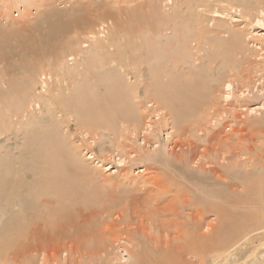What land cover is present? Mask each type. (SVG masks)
Returning a JSON list of instances; mask_svg holds the SVG:
<instances>
[{"label": "bare ground", "instance_id": "6f19581e", "mask_svg": "<svg viewBox=\"0 0 264 264\" xmlns=\"http://www.w3.org/2000/svg\"><path fill=\"white\" fill-rule=\"evenodd\" d=\"M195 1L197 4L198 2L197 0H0V9L1 6L4 5L6 6L10 5L8 7L11 6L19 7L18 5H21L23 7L21 13L22 14L21 19H24V23L28 21L30 16L37 14H38L37 16H41L40 18L41 21L35 24L34 26L35 30L29 37L31 39L34 35L37 34L38 31H39V36H37L34 40H32L31 43H28V45L25 44L27 38L22 37L20 42H24L25 47L24 44H21V45H12L11 47L8 48L5 45V47L3 48V45L0 44V63H2L3 61H8V65L13 68L12 71L9 69H5L6 71L5 73V71H3V68L0 67L1 69L0 70L1 129L3 131H10L15 124L16 119L14 120V118H17L16 120L17 123H19V121L23 123L24 119H26V117H28V115L30 114L29 112L31 111L33 112L32 109L34 107H39L40 105H44L48 107V109H50V111H52L53 113V117L51 115L52 118L50 124L54 123V127L57 126L58 124L57 131H53L51 129L49 131L45 128L47 130L45 133L47 134H45L46 138H44L43 140L48 142L46 151L48 153V157L50 158L49 159L50 163H57V167H60L58 165L60 163H61L60 165L62 164L64 165L67 162L71 165H74L76 163L77 165L79 164V168H77V170L78 169L81 170L80 169L81 160L79 158L77 150L75 152V147L67 143L68 139H70L68 136V134L70 133L69 131L68 132L63 131V127L67 126V123L64 119L66 118V116H67V120L73 118L75 112L77 113L78 116L76 118L80 121V124L82 123L81 128L82 129L85 128L83 130H87V131L91 130L89 133H92V135H96L97 131L96 130L93 131L91 126H96V125L97 126L106 125L109 126L110 128H113V130L115 131L117 130L116 128H118L120 131H123L126 129L129 130L131 129V127L136 130V128H138L141 124L146 125V119L150 117L147 112L149 107H150L149 110L152 113H156L159 109L161 110V108H165V109L169 108L176 119L174 120L177 121L178 124H182L181 125L182 129L186 131L187 128H192V127L198 128L200 126H203L202 124L203 121H207L208 120L207 117L212 116L216 108L219 109L217 104L219 103V93H221L220 88L221 87L230 88L232 86L231 78L234 77L232 76L234 67L231 64V61L232 59H234L233 57H235V55L237 57V54L240 53L242 47L244 48V45L242 44L243 46L239 48L240 40L235 35H232L230 38L227 39V41H222L221 38L217 39L218 40L217 42L215 41L212 42L211 48L216 47L215 50L216 52L214 51L215 54L212 53L213 55L209 57L208 68L202 66L203 67L202 69L200 68L199 70H197L196 69L197 62L201 60L200 55L203 52L202 44L209 30L207 27L205 28V26L202 27L200 25L201 24L200 19L202 18L201 17L199 18V12L197 11L198 7H196L193 4L195 3ZM218 1H216L215 3H219ZM236 1L227 0L226 2L233 3ZM63 2H71L72 7L74 4H77V7H73V9L74 8L77 9L78 12L73 14V17L71 18L68 19L63 18L62 16L59 15L60 12L64 10L62 7H59L60 4ZM221 2L222 1H220V3ZM243 2L244 1L242 0L241 4ZM201 3L204 2L201 1ZM69 5L70 4H68V6ZM5 12H9L7 8H5ZM5 12L0 11V23L2 24L1 25L2 27L5 26L8 28V30H10L9 32L4 31L7 33L9 37V35L12 34L10 32H14L18 30V28L15 29L14 27L15 25H17V21L15 20L17 18H14V16L7 15V13ZM191 17H193V21ZM45 18L46 20H48V22L45 20ZM45 25L46 27H43ZM170 31H172V34L170 33ZM220 31H223V29ZM220 31H218L217 34L220 35ZM168 34L169 36L170 35L171 36L168 39H166L165 37ZM163 38H165L166 40H163ZM69 57L75 60V63L73 64L72 67L69 66L68 63L69 60H67V58ZM219 58L222 59V63L220 62L219 63L221 65L222 64L224 65V68H226V72L220 73V76L218 77L217 80H219L221 87L217 89L213 87L209 81H207L208 78L207 75L211 73V71H213L212 69L214 67L212 66L215 64V62H217L216 60H218ZM187 60L191 61V65L190 67L188 66V69L186 70L185 63L188 62ZM144 65L148 66V71H149L148 75H150L148 79L145 78L143 73ZM171 67H173L174 70H170ZM47 77L56 81L55 83L57 87H55L54 89L51 88L53 91L48 90L49 92H47V89H45L46 94L41 93L39 91L41 93L39 94L36 91L37 83L39 82V79L41 80L45 78V80H43L44 82L43 84L46 83V85H48V83L46 82V80L48 79ZM7 78L8 79L11 78V80L9 81ZM6 79L8 80L9 83L7 82ZM91 82L93 86L99 85V86H95V89L101 88L102 87L101 84H103V87L106 88L105 91L103 90L102 91L103 93L101 94L98 93L99 95H94V96L86 93L87 89L88 90L90 89V86L88 85ZM93 91L96 93L95 90ZM142 91L145 95V98H142V94H143L141 93ZM156 103H158V105L164 104L166 106L163 107L161 105V108H159V106L158 107L157 105L155 106ZM67 107L72 108V110L74 109L73 110L74 113H72V110L70 109H67L65 111L63 110L64 108ZM61 109L65 112L66 115L65 118L63 117L64 119L60 117L59 113L58 116L60 117V119L57 118L56 116L57 115L56 113L59 112ZM173 124H175V122ZM89 128L91 129L88 130ZM217 130H216L217 133L214 130L215 132L214 134L217 136L222 135L223 137V134H221V128L219 129V131ZM42 132L43 131H41V133ZM229 135L228 136L226 135V137H229ZM218 139L221 138L218 137ZM207 143L210 145L209 141ZM186 145L189 147L191 146L193 147L192 142L186 143ZM230 146L232 145H230L229 142L223 143V145H220L218 144V142H216V143H212V145L208 147L209 148L212 147L213 149L216 150L214 152L220 155V158L218 159L217 162L218 163L221 162L223 164L224 163L223 161L228 159V155L231 156L235 154L232 150H231L232 153H230V150H228V148L230 149ZM208 147L205 146V148H203L204 149L203 151H200L196 148L195 150L192 149L193 151H195L194 154L190 156L184 155L185 157H183L182 155L179 157L180 159L178 160V162L181 160L183 163H187V165L191 164V162H196L197 165L201 166V168L208 173L205 176H200V175L198 176L199 173H197V176H192L193 173L191 172L192 174H190L189 170L188 172L186 171L185 172L189 173L190 175L182 173L183 179H185V181L190 180L194 182L193 180L195 181L200 180L202 182V184L199 185V187L203 186L201 193H199L200 191L199 192L196 191L197 193H199V195L193 197L192 193L191 194L189 193L190 188L189 190L186 189L187 186L183 187L179 192L174 189L169 190V188H166L163 191L164 195H167L170 192L177 194L172 200L170 199L171 200L170 205L165 208V211L166 212L173 211V213L178 215V217H180L181 214H185L186 216V222H185L186 226H184L181 229V232L184 233V235H186L184 238V242H185L184 245H186V248L184 249L183 247L184 250L183 252H176V255L174 257L171 258V256H169L170 257L169 259H167L168 257L165 259L164 257H162V253L164 255L166 254L167 251L166 248L168 247V245L162 246L161 244L160 246L159 244H156L153 246V250L151 251L148 249L144 250L146 251V254L148 253L149 255L146 258H144L145 261L141 264H161V260H163L162 263L164 261H167L165 264H196V263L214 264L219 259L223 261L224 260L229 261L230 260L229 258L233 254V252L234 251L238 252L246 242L247 243L252 242V240L254 239L261 238V222L257 219V216L256 217L254 216L255 217L254 220L251 219V222L250 223L247 222L248 224L246 225L240 224L241 226L238 227L237 226L238 224H236V228L235 226H232L234 221L233 222L231 221L233 219L231 218L232 220L230 221L229 217L227 216L220 221V226L217 229H214V220H210L208 216L204 215V209L211 214L213 208H216L215 207L217 206L216 203H218L219 201L217 200L218 202H216L214 200L215 198L218 199L222 198L224 201L229 200L228 201L229 203L230 200H233L231 199L233 197L229 196L228 190L215 189V188L207 189L205 187L208 186L215 187L216 185L224 183L226 178L232 179L233 175H236L235 177L238 180H240L242 184L246 185L249 191H253L254 189L261 190L262 187L261 185L264 184V169L262 171L256 170L255 172H253L247 169L249 165H247V167L243 168V170L241 171H237L234 173L231 171L232 174L229 175L225 174L226 172L224 171L225 173L223 174L222 171L218 169L219 167L218 168L216 167L217 162L213 161V159L211 160V158L207 156L206 151L208 150ZM182 152L183 151H181V154ZM200 153L202 159L197 158L198 154ZM91 156H93V154ZM168 160L169 159H167V161ZM81 162L83 163V160ZM238 163L239 162L233 165L235 166ZM249 164L252 165V163ZM53 166L54 167L51 166L50 169L56 168V164ZM169 166H172L173 169L175 170L178 169L180 172H183V168L180 165H178V163L177 164L170 163ZM262 166L264 168L263 164ZM63 167L65 166H62L60 168ZM66 167L68 168L69 166L67 165ZM83 167H85L84 164H82L81 168ZM60 168H56L57 171L59 170L57 173L55 172V169L53 170V172H55L54 174L53 173L51 174V171L50 173L48 172L47 175L50 174L49 177H47L46 175L44 176L43 174L40 175V177H37L36 180L33 181L35 185L32 184L34 185V187L33 186L30 187L29 184L31 183L29 182L26 184L24 176H20L18 174L12 175V173L6 172L4 175L2 174L0 176V198H2L3 196H8L12 199H15L13 202V207H15L18 202L21 204L19 210H16V212H14L11 216L8 217L6 223L7 227L17 228L20 233L24 234L28 232L27 227L29 226V224L31 225L34 224L33 221L36 220L35 225L37 229L38 228L41 229V227L38 226H40V224L43 223L42 221H45L46 218H44L41 209L38 211L42 215L39 214V212H37L35 215V213L32 211L36 208L37 204L39 203L40 197L48 198L49 196L50 198L56 196V200H59L57 203L60 204L59 206H56L57 209L54 210L55 211L54 213L57 214V217L59 219L62 218V214L64 213L65 208L71 207L70 206L71 204L80 205L81 202H85V201L87 203L86 205L90 204L88 202L92 201L93 198L92 199L89 198L88 199L89 201H87L86 198L90 195L93 196L94 195L93 192L97 191V190H93L92 186L94 187V185H92L91 186L92 189H90V191L93 190L92 192L93 194H89V190L85 185L86 181L84 179H81V177H78V175L82 174L80 173L81 171L80 172L78 171L79 172L78 175H73L72 173L69 172L67 173L66 171L68 170L66 169L65 172L68 174L67 176L66 174H64V170H63L64 168L61 171ZM86 170L82 172H86ZM59 172H63V174ZM228 172L229 171H227V173ZM8 174L10 175V178H8L9 177ZM91 175L92 174H90V176ZM84 176L88 178V175L87 176L84 175ZM177 178L172 176V179L171 178L169 179L176 182L181 181L179 179L180 177L178 179ZM198 182L196 183L194 182V183L197 184ZM233 182H235L236 184V181ZM54 183H56V185L57 184H61V185H59L55 189L56 185ZM90 183L92 184V182ZM88 184L89 183H87V185ZM155 184L158 185L159 183L158 182L156 183L155 181ZM184 184L188 185L185 182ZM204 188L207 190H205ZM158 189L161 190V187ZM152 191L153 190H151L150 192ZM101 192L99 193L101 194ZM106 193L104 195L108 196ZM114 194L115 193H113V195ZM95 195L93 197H96ZM109 197H113V196L109 195ZM255 197H258L260 199L259 195ZM103 198L105 197L103 196ZM128 198H130V196ZM136 199L137 198H135V200ZM56 200L54 199V202H56ZM109 200L111 201V198H109ZM149 201L151 200L149 199ZM99 203H95V204L99 205ZM141 203L143 204V202ZM159 203H162V201H159ZM159 203L157 202V204ZM220 203L222 202L220 201ZM51 204L54 203L51 202ZM225 204H227V202ZM103 205L106 206L107 203ZM82 206H84V204ZM94 206L95 205H93L92 208ZM112 206L113 207L116 206L117 209L118 203L113 204ZM113 207L106 208L101 206L99 209L102 208L101 209L102 211L105 209V211H103V213H105L107 209L110 210V208ZM123 207L125 208L124 205ZM185 207H189L187 208L188 210L186 211V213L184 212ZM224 207L226 208V206ZM222 208H220V206L218 208L217 206V211L220 212V215H223L221 213ZM226 209H222V211ZM47 210L48 209H46V211ZM75 210H79V208ZM88 210L91 209L89 208ZM86 211L87 209L84 212L82 211L83 214L88 212ZM91 212H93L94 214L96 213L95 210ZM73 213H75L73 214V216L78 214L76 211H73ZM223 213L227 214V211L226 212L223 211ZM69 215L70 214L68 212L63 215V219L66 222H68L66 224V222L62 221L64 224H66V226H64L63 224L64 227H67L69 225V220L70 217L72 216L71 215L69 217ZM82 216L83 215L81 214V217ZM51 217L52 216H50L49 213L48 219ZM77 217L78 216L75 217L76 220ZM81 219L79 218L77 221H81ZM55 221L57 222V220ZM58 222L59 224H62L60 223L61 221ZM80 223L78 222L75 224H80ZM41 226H43V228L46 227V226L44 227V225ZM48 226L49 224H47V227ZM83 226L85 228V225ZM233 227L235 228V230L233 229L234 231L231 234L230 231ZM81 228L83 227L81 226ZM109 228H110V224H109ZM208 228L210 229L208 230ZM203 229L204 230L207 229V230L203 231ZM255 231H257L258 233L253 234ZM41 232H43L42 229ZM37 233H39V231ZM211 234L215 236V240L213 241L212 239L213 242L212 241H208L209 243L205 242L207 239H205L204 242L201 241L202 237H204L205 235L209 236ZM94 237L97 239V236ZM167 237L168 236H166V238ZM260 243H261V247H264V241ZM40 246L41 245H39V247ZM201 248L203 249V252L197 251V249H201ZM23 249L24 248H22V250ZM171 250L173 251V249ZM169 252L170 251H168V253ZM142 255L143 254L141 253V256ZM251 255H252V259L250 260L251 263L264 264V251H261V254L258 256L254 250ZM189 256L190 257L196 256L197 259L194 258V260L196 261L195 262L192 261L191 258H189ZM247 262L249 261L244 260L239 264H247ZM31 263L28 262V264ZM222 263L225 264L224 262Z\"/></svg>", "mask_w": 264, "mask_h": 264}, {"label": "rangeland", "instance_id": "374dc122", "mask_svg": "<svg viewBox=\"0 0 264 264\" xmlns=\"http://www.w3.org/2000/svg\"><path fill=\"white\" fill-rule=\"evenodd\" d=\"M197 1V4L196 1L193 4L198 7L197 11L199 12V18H202L200 19V25L202 27L205 26V28L207 27L209 30L202 44L203 52L200 55L201 60L197 62V70H199L200 68L202 69V66L208 68L209 57L215 54L214 51L216 50V47L211 48L212 42H217V39L221 38L222 41H227L228 38H230L232 35H235L240 40L239 48L244 45V48L242 47V50H240V53L237 54V57L236 55V58L233 57L235 60L232 59L231 61V64L234 67L232 75L234 77L231 78L232 86L230 88L221 87L219 80H217L220 76V73L226 72V68H224V65L220 64L222 63L221 58L216 60L217 62H215V64L212 66L214 67L212 69L213 71H211V73L207 75V81H209L213 87L217 89L221 87V93H219V103L217 104L219 109L216 108L214 114L210 117H207L210 122L208 120L203 121V126H200L198 128H187L186 131L182 129V124H178V122L175 121L176 119L169 108H161V105L163 107L166 105H158V103H156L155 106H159L161 110L159 109L156 113H152L150 112L149 107L147 112L150 117L146 119V125L141 124L138 128H136V130L132 127L129 130L126 129L123 131H120L118 128H116L117 132L109 126L96 125L91 126L93 131H97L96 135H92V133H89L91 131V128L88 129L90 131L83 130L85 128H81L82 123L80 124V121L76 118L78 116L76 112L74 113V109L72 110V108L69 107L63 109L64 111L70 109L72 110V113L75 114H73V118L68 119L69 121L67 120L65 112L61 109L56 113V116L59 119L60 117L64 119L66 116L64 120L66 121L67 126H64L63 124V131H69L70 134H68V136L70 139H68L67 137V143L75 147V152L77 150L80 160H83V163L80 161V165L82 166V164H84L85 167L83 168L85 169L81 168L80 166L81 170H77V168H79V164L77 165L76 163L74 165H76L77 167L69 164L68 162L64 165H60L61 163L58 164L60 167L65 166L63 167L64 169L57 167V163H50V158L48 157V153L46 151L48 142L44 141L43 139L46 138L45 134L47 133L45 132L47 130L50 131L51 129L53 131H57L58 124L55 127L54 123H51L53 125L50 124L53 113L52 111H50V109H48V107L44 105L34 107L32 109L33 112H29L30 114L28 115V117H26V119H24L25 122L23 121V123L21 121L17 123V118H14V120L16 119L15 124L10 131H3L0 127V176L2 174L4 175L6 172H10L12 173V175L18 174L20 176H24L26 184L29 182L31 183L29 184V186L34 187L35 183H33V181L36 180L37 177H40V175L42 174L49 177L50 174L47 175L48 172L50 173L51 171V174H54L55 172L57 173L59 171H57L56 168H60V171L63 169L64 174H66L67 176L68 172L72 173L73 175H78L81 171L80 173L82 174L78 175V177H81V179H84L86 181V184H84L87 186L89 194L94 193L95 195L97 192V194L95 195L96 197H93L94 195H90L87 198L85 197L87 201H89V198H96L97 200L92 199V201L88 202L90 203L89 205H86V201L81 202V206L79 204H71V207L65 208L61 219H59L57 217V214L54 213V210L57 209L56 206H59L60 204L57 203L59 200H56V196L52 195L53 197L50 198L48 196L49 199L47 197H40L41 199L39 198V205L37 204L36 208L32 211L36 215V213L39 212L38 210H42L44 218H46V222L42 221L43 223H41L38 227H41L43 232H41L40 228H38L39 230L37 229L35 220L33 221L34 224H29V226L27 227L28 232L24 234L20 233L17 228L6 226L8 217L16 212V210H19L21 204L18 202L16 206L13 207V202L15 199H12L8 196H3L2 198H0V264H28V262L31 263L32 261L34 262H32L31 264H141L145 261L144 258L149 255L148 253L146 254V251L144 250L148 249L151 251L153 250V246L156 244H159L160 246L161 244L162 246L168 245V247L166 248V254L164 255L162 253V257H164L165 259L168 257L167 259H169V256H171L172 258L176 255V252H183V247L184 249L186 248V245H184V238L186 235L181 232V229L186 226V216L185 214H181L180 217H178V215L174 214L173 211H165V208L170 205V201L177 194L170 192L167 195H164L163 191L164 189L169 188V190L174 189L179 192L183 187L187 186L186 189L189 190L190 188L189 193H192V196L194 197L201 193L203 186L201 185L202 187H199V185L202 184V182L200 180H193L195 183L199 181V184H195L190 180L185 181V179H183L182 173L188 175L189 173L186 172H188L189 170L190 174L193 173L192 176H197V173H199L198 176H205L206 174H208L201 168V166L197 165L196 162H191V164L188 165L187 163H183L181 160L178 162L180 156L183 155V157H185L184 155L190 156L194 154L195 151L193 150H195V148L203 151V148H205V146H211L212 143L218 142V144L223 145V143L229 142V144L232 146H230V149L228 148V150H230V153H232V150L235 154L231 156L228 155V159L223 161V164L221 162H217L220 158V155L214 152L216 151L215 149H213L212 147H208V150L206 151L207 156L210 157L211 160L213 159V161L217 162L216 167H219L218 169L222 171L223 174L226 172L225 174L229 175L232 174L231 171L233 173L241 171L243 170V168H246L247 165H249L247 169L253 172H255L256 170L262 171L264 169L262 166V164L264 165V0H243L244 2L242 4V0H235L236 2L233 3L226 2L227 0H207L208 3L206 2V0H200V3L199 0ZM201 1L204 3H201ZM216 1H218L219 3H215ZM220 1L222 2L220 3ZM68 4L70 5L68 6ZM8 6L10 5L1 6L0 11L5 12V8H7L9 12L5 13H7V15L14 16V18H17L15 19L17 21V25H15L14 27L15 29L18 28V30L10 32L12 34H10L8 37L6 32H9L10 30H8V28L4 25L3 26L5 28L2 27V24L0 23V44L3 45V48L5 47V45L7 48L11 47L12 45H21L24 44V42H20V40L22 39V37H26L27 41L25 42V44L28 45V43H31L32 40L39 36L38 31L37 34L34 35L31 39L29 37L35 30V24L41 21V16H37L38 14L30 16L28 21L24 23V19H21L23 7L21 5H18L19 7ZM59 7H62L64 9L60 12L59 15L65 19L73 17V14L78 12L77 9H73V7H77V4H74L72 7L71 2H63ZM191 18L193 21V17ZM46 21L48 22V20ZM43 27H46V25ZM222 29L223 31H220ZM218 31H220V35L217 34ZM170 33L172 34V31H170ZM237 33L239 34V36ZM169 34L165 37L166 39L171 36H169ZM165 38H163V40H166ZM67 60H69V66L72 67L75 63V60L71 57L67 58ZM187 61L188 62L185 63L186 70L188 69V66L190 67L191 65V61ZM0 67L3 68V71H5V69H9L11 71L13 70V68L8 65V61H3L2 63H0ZM143 68L144 76L146 79H148V77L150 76L148 75V66L144 65ZM172 68L173 67H171L170 70H174V68ZM48 79V81L46 80L48 85H46V83L43 84V80H45V78L41 80L39 79L36 87V91L39 94H46L45 89H47V92H49L48 90L53 91L52 89L57 87L55 83L56 81L52 80L51 78ZM8 80L10 81L11 78ZM88 86H90V89H87L86 93L93 96L103 93L102 91H105L106 89L103 87V84H101L103 88H96V90L95 86L99 85L93 86L92 82L89 83ZM93 90H95L96 93ZM141 93H143V91ZM142 98H145L144 93L142 94ZM58 113L60 114V117L58 116ZM174 122L175 124H173ZM220 128L223 137L222 135L217 136L214 134L216 130L218 129L217 131H219ZM41 131H43V135ZM226 135H229V137H226ZM218 137L221 139H218ZM231 140L233 143L231 142ZM208 141L210 145L207 143ZM190 142H192L193 147H189L186 145V143ZM181 151H183L182 154ZM201 153L198 154L197 158L202 159ZM92 154L94 157L91 156ZM167 159L169 160L167 161ZM237 162L239 163L234 166L233 164H236ZM170 163H178V165L183 168V172H180L178 169H176L177 171L173 169L172 166H169ZM249 163H252V165ZM52 164H56V168H54L55 172H53V168L50 169L51 166L54 167ZM67 165L69 166L68 168L70 169V171L66 167ZM66 169L68 171H66ZM85 170L86 172H82ZM227 171H229L230 173H227ZM59 173L63 174V172ZM90 174L92 175L90 176ZM84 175H88V178H86ZM172 176L176 178L180 177L179 179L182 182L171 180ZM235 176L236 175H233L232 179L226 178L224 183L216 185L215 187H205L207 189L215 188L229 191V196L233 197L231 198L233 200H230V203L228 202L229 200L224 201L222 198L214 199L216 202L219 201L218 203L214 201L217 204L218 208L219 206L220 208L226 206L227 209L225 207L222 209H226L223 211H227V214L223 213L221 209V213L223 215H220V212L217 211V206H215L216 208H213L214 211L212 210L211 214L204 209V215L208 216L210 220H214V229H217L220 226V221L227 216L229 217L230 221L233 219L231 222L234 221L232 226H235V228L236 224H238V227L241 225H246L251 222V219L254 220V218L257 216V219L261 222V238L254 239L252 240V242H246V245L244 244L238 252L234 251L230 258L228 257L230 259L229 261H223L219 259L221 263L224 262L225 264H239L244 260L249 261L247 262V264H254L250 262V260L252 259L251 254L253 253V251L255 250L258 256L261 254V251H264V247H261L260 243L264 241V184L261 185V190L254 189L253 191H249L246 185L242 184L240 180H238ZM8 178H10V175ZM155 181L159 184H155ZM233 181H236V184ZM90 182H92V184ZM184 182L188 185L184 184ZM87 183L89 184L87 185ZM54 184L56 185V183ZM59 185L61 184H57L55 189ZM92 185H94V187ZM161 185L165 188H163ZM91 186L93 190L97 191H90V189H92ZM159 186L161 187V190L158 189L160 188ZM192 187L194 188V190ZM153 188L156 189L154 190ZM98 190L99 192H101L102 190L101 194L98 192ZM151 190H153L154 192H150ZM194 191L200 192L195 193ZM105 193L108 196L104 195ZM113 193L115 194L113 195ZM109 195H112L113 197H109ZM258 195L260 199L258 197H255ZM103 196L105 198H103ZM129 196L130 198H128ZM109 198H111V201L109 200ZM135 198L137 199L135 200ZM54 199L56 200V202H54ZM149 199L151 201H149ZM112 201L115 203H113ZM139 201L143 202V204ZM159 201H162V203H159ZM220 201L223 204L220 203ZM51 202L54 204H51ZM105 202L107 203L106 206L103 205L106 204ZM121 202L125 206V208L123 207ZM157 202L159 204H157ZM226 202L227 204H225ZM95 203H99V205ZM116 203H118L117 209L116 206H112ZM83 204L84 206H82ZM93 205L95 206L92 208ZM101 206L106 208H113H110L111 211L107 209L106 212L103 213L105 209L103 211L101 210L102 208L99 209ZM72 207H76L75 209L79 208L80 211L75 210ZM85 208L88 211L86 212L89 213L90 216L87 213L83 214V212L86 210ZM89 208L91 210H88ZM187 208L189 207L184 208L185 213L188 210ZM46 209H48V212L46 211ZM215 209L217 212L215 211ZM94 210L96 211L95 214L91 212ZM73 211H76L78 214L76 213L77 215L73 216V214H75L73 213ZM67 212L70 214L69 217L72 215L74 218L71 216L69 225L67 227H64L68 222L63 219V215ZM49 213L52 217L48 219ZM39 214L41 213L39 212ZM81 214L84 216V218L83 216L81 217ZM76 216H78L77 220L79 218H82L81 221H77L75 219ZM246 219L249 220L247 221ZM52 220H57V222H54ZM58 221H61L60 223L62 224H59ZM62 221L66 222V224H64ZM50 222L52 223V225ZM53 222L56 224H54ZM78 222L81 223L75 224ZM47 224H49L48 227ZM109 224L111 230L109 228ZM41 225H44V227H46L43 228V226ZM83 225H85V228ZM81 226L83 228H81ZM77 227L80 229H78ZM235 228L233 227L231 229V234L233 233ZM204 229L203 231L207 230ZM209 229L210 228H208V230ZM38 231L39 233H37ZM255 233L258 232L255 231L253 234ZM94 236H97V239ZM166 236L168 237L166 238ZM209 236L205 235L201 238V241L204 242L205 239H207L205 242L209 243L208 241H212V239L213 241L215 240V236H213L212 234ZM150 244L152 247L150 246ZM39 245L41 246L39 247ZM22 248L24 249L22 250ZM170 248L173 249V251ZM168 251L170 252L168 253ZM197 251L203 252V249H197ZM141 253L143 254L142 256ZM189 258H191V260L194 262L196 261L194 260V258L197 259L196 256H189ZM219 260H217L214 264H221ZM162 261L163 260H161V264H165L167 262L164 261L162 263Z\"/></svg>", "mask_w": 264, "mask_h": 264}]
</instances>
